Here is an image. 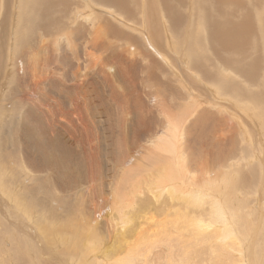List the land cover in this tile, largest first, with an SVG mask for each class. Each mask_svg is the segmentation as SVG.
<instances>
[{"label":"bare ground","instance_id":"1","mask_svg":"<svg viewBox=\"0 0 264 264\" xmlns=\"http://www.w3.org/2000/svg\"><path fill=\"white\" fill-rule=\"evenodd\" d=\"M23 2H25L32 13L41 12L42 8H50L53 21L58 28L54 29L52 27V21L48 13H45L44 19L46 29H43L40 21L35 22L33 17L25 15V21L21 22V24L24 25L26 33L21 37L20 44L27 45V42L29 43L26 35L40 32L41 38L44 39L50 35H62V37L66 38V43L72 51H77V46H73L71 38L68 35L65 36V32L69 31V28L74 23L82 25L81 20L78 19V15L75 13H79L87 7L92 8L90 6H92L91 3L95 4L94 0L90 2L74 0V7H72L73 4L70 0H45L44 2L41 0H23ZM96 2L98 5L114 8L115 14L123 17L125 21L118 20L113 15L111 17L125 25L126 28L135 30V28L127 25L130 20L135 18V9L133 10L130 0H96ZM142 2L145 5V1L142 0ZM154 2L158 6L163 5L165 11L161 10V12H166L168 16L166 18L174 24L179 23L183 19L179 12L178 4L180 6L188 5L185 0H154ZM192 3H194L192 6L196 27L189 49L197 52L191 56V67L204 80L217 88L219 96H224V92L229 87L228 83L233 79V76H239L244 79V82L249 84V87H235L234 98L240 104L242 103L244 107L253 109L258 115L264 116V99L259 91L264 90V74L262 76L259 75L260 72L258 74V65H260L258 62L261 63L264 60V0H192ZM148 9L150 10V5ZM57 10L62 12L63 19L54 17ZM191 18L193 17L191 16ZM97 20L99 18L92 14H89L88 18L85 19L86 22L89 21L92 24L89 29V38L86 41V45L84 44L88 51H84L85 55L89 54L93 57L97 56H94L95 51L98 50L96 42H99L105 31L104 25L100 23L103 21ZM109 27L107 30L112 32L111 34L114 38L121 39L119 41L122 43L119 42V48L127 47L121 49L122 53L117 50L120 52V55L117 56L119 59L112 61L113 64L110 67L114 71L116 80L119 81V84L112 82L113 100L118 102L121 98L122 93L119 89L121 81L125 82L126 86L129 87L127 79L122 80V73H119L121 69L117 72V68L121 66L124 73L133 72L136 67L135 58L139 57L138 61L142 65L141 70L146 74V78L141 81V85L146 88L147 97L151 100L153 99L156 104L154 107L162 116L163 124L157 129L162 132L157 134V131L152 138L149 136L153 134L152 132L144 131L151 138L150 145L152 144V146L148 147L151 152H148L146 158H142L141 162L134 164V171H132L135 173L131 171V167L130 171L129 169L125 170V172L127 171L125 175L117 173L113 176V179L108 183L109 189H111L110 199L108 195L101 197L103 205L98 207L95 212L83 210L78 215H76V212L70 211L65 215L63 214V208L68 202L63 195L58 194V191L62 192L66 197L77 201L84 199V196L78 190H81V188L77 187L79 184L74 179L76 176L73 178L66 170L63 173L61 172L60 175L57 174L58 176L56 175V177H42L35 176L40 173H36V170L33 172L31 168L26 166H23L24 170L17 168L20 170L19 175L30 177V183L13 180L12 178L8 183L3 182L2 192L6 196L9 205L19 211L17 216L23 219V224L19 226L18 230L21 231L22 235L29 237L25 239L23 237L17 238L15 234L9 235L11 230L7 227L6 231L4 229L0 231V244L3 243V236L5 234L9 235L8 238H10L11 244L16 246V249L10 254V258L17 257V259H22L27 256L28 259L26 258L24 262L32 261V257L28 253L31 249L26 245H21L25 243L34 245L36 243L30 231L35 228L46 230V226L49 224H60L59 229L62 233L59 240L47 238L45 244H36L34 246L37 253H39V258L45 256L48 253V248L54 244H59L62 247L59 253L64 255L68 264H225V256L222 251H238L243 256L242 248L244 242L248 239L251 225L254 222L253 220L251 221V213L249 211L245 213L243 209L244 207L256 206L255 195L250 197L253 189L251 185L255 182L264 184V175L261 178L252 173L250 179L246 178L244 175L245 166L242 163L243 158L234 155L232 150L221 151L220 146L219 148L215 146L210 150H206L202 157H198V149H191V145L194 144L187 140V137L194 133L196 126H202V129L206 127L207 131L211 126L209 131H216L214 138L219 142L221 141L222 133L233 132L234 118L228 113L229 110L224 108L226 102H223L222 99L206 101L207 98L204 100L199 97L200 95L198 98L196 93L185 85L186 83H181V80H178L182 84L178 89L169 87L168 80L165 82L160 79V74L157 72V70H161L158 65V59L139 49L137 46V44L139 45L138 42L135 44V48L128 47L129 42L126 44V41L130 39L131 43V38L126 35L121 36L117 30L118 28H113L111 25ZM74 28L78 30L77 26ZM79 30L78 32H80ZM74 32L77 33L76 31H70L73 35ZM171 34H173L172 30ZM44 39L40 42L42 45H39V50H43L45 47ZM56 39V42L60 41L59 38ZM206 41L214 58H206L204 53ZM30 43L32 44V42ZM30 43L28 45L31 46ZM32 45L37 47L34 44ZM30 49L31 47L28 50ZM32 49L34 50V48ZM128 50L132 51L130 56L127 55ZM48 57L46 59L50 60L49 63L51 64L52 56ZM96 58L98 59V57ZM32 59L34 60L30 61V63L27 62V64L34 66L36 65V58L32 57ZM121 60L122 64L118 63L120 66L118 67L117 65L116 67L115 63L117 64ZM149 60L151 62L153 60L152 63L150 62L152 65L148 63ZM167 65L170 64L167 63ZM135 74L136 72L130 74L131 81L134 82L129 87L131 90L140 84L135 82L137 80ZM80 78L82 79V77ZM138 97L136 89L132 93L128 109L129 116H132V114L138 116L137 105L140 103ZM212 108L214 111H212ZM148 125L150 124H145L143 129ZM136 133L138 134L136 137H138L140 131L139 133L136 131ZM204 133L202 130L200 135L203 136ZM199 142H201L199 144L201 148L207 147L205 141L202 142L201 140ZM56 147L54 146V149ZM114 159L116 160L117 157L114 156ZM60 161V163L65 162H62L61 159ZM127 161L123 160L126 167ZM51 162H48L49 166L54 165ZM46 163L43 165L45 171L49 168L48 163ZM148 167H150V170L154 167L157 168L156 174L151 170V173L154 174L153 180L150 179L151 175L142 176L140 179L134 177L136 176L135 174L138 176L139 173L146 170L147 173ZM55 170L54 168L53 171ZM258 178H260L259 181H257ZM146 189L153 194L157 192L158 195L142 196L145 194ZM164 193H167L173 199H176L178 193L181 194L180 199L174 203L175 209L173 211L165 209L171 198L165 199ZM162 196L164 197L163 203L161 201V199L163 200ZM55 200L59 201L63 206L60 207L54 204ZM33 205H36L37 208L35 210L29 209ZM85 207L86 203L83 202L80 208ZM106 207L109 208L107 214L104 211L105 209H102ZM105 214L107 215L106 224L108 225L109 223L110 227L107 235L109 238L112 234V236L116 237L112 249L110 248L111 259L106 263L97 260L89 261L90 255L96 254L104 239L96 224ZM109 220L110 222H108ZM96 229L98 230L97 232H95ZM0 250L2 253L4 248L1 247ZM2 255L4 261L0 263L8 264V251L5 249ZM245 256L247 258V255ZM39 262L46 264L44 261ZM238 262L237 264H251L242 257ZM29 264H33V262Z\"/></svg>","mask_w":264,"mask_h":264},{"label":"rangeland","instance_id":"2","mask_svg":"<svg viewBox=\"0 0 264 264\" xmlns=\"http://www.w3.org/2000/svg\"><path fill=\"white\" fill-rule=\"evenodd\" d=\"M41 1L44 2L45 0ZM70 1L73 4L72 7H74V0ZM86 1L90 2L91 0ZM94 1L95 4L91 3L92 6H90L92 8L87 7L82 11L80 10L81 12L79 13H75L78 15V19L81 20L82 25L74 23L69 28V31L67 30L65 32V36L68 35L71 38L73 46H77V51H72L66 43V38L62 37V35H50L44 39L41 38L40 32L33 33L34 35L32 33L26 35L28 36L29 43L32 42L37 47H33L31 43V46L28 45V42V46L26 44H20L21 37L26 33L24 25L21 24V22L25 21V15L27 17H33L35 22L40 21L43 29H46L44 19L45 13H48L52 21V27L57 29L58 26L53 21L52 12L50 8H42L41 12L32 13L23 0H0V231L3 229L6 231L8 227L11 230V234L9 235L15 234L17 238L23 237L26 239L29 236L22 235L21 231L18 230L19 226L23 224V219L17 216L19 211L9 205L6 196L2 192L3 182L8 183L12 178L13 180L30 183V177L19 175L20 170L17 168L24 170L23 166H26L31 168L33 172L36 170V173H40L39 175L35 173V176L42 177H56L57 174L60 175L65 170L73 178L76 176L74 179L78 182L79 186L77 187H80L81 190L77 189L84 196V199L77 201L66 197L60 191H58V194L63 195L68 202L63 208V214L65 215L70 211L76 212V215H78L83 210H88L89 212L97 211L98 207L103 205V197L108 195L110 199L109 194L111 193V189H109L108 183L113 179V176L117 173L125 175L127 172L125 170L129 169L130 171L131 167L132 171L134 164L141 162L142 158H146V154L151 152L148 149V147L150 148L152 146V144L150 145L151 138L149 136L153 138L159 126H162V116H160L159 111L154 107L156 104L153 99L151 100L147 97L146 88H143V85H141V81L146 78V74L141 70L142 65L138 61L139 57L135 58L136 67L131 73L122 72L124 70L120 64L118 65L122 60L117 62V64L115 63L116 67L117 65L118 67L120 66L117 68V72L121 69L119 73H122V80L127 79L129 87L134 83L131 81L130 74L135 72L137 78L135 82L140 84L131 90L126 86L125 82L121 81L119 89L122 93V99L120 98L118 102L113 100L112 82L114 81L115 84H119V81L116 80L114 71L110 67L115 60L119 59L117 56L120 55V52L122 53L121 49L127 47L123 46L121 49L119 48L120 43H122L119 41L121 39L114 38L111 34L112 32L107 30L109 25L113 28H118L117 30L121 36L126 35L131 38V43L129 41L130 39L126 41V44L129 42L128 47L135 48V44L138 42L139 45L137 44V46L139 49L158 59V65L163 70H157V72L160 74V79L165 82L168 80L169 87L178 89V87H181V83H186L185 85L192 89L197 97L200 95L199 97L204 100L207 98L206 101L222 99L223 102H226L224 108H227L229 110L228 113L234 118L233 132L222 133L221 141L219 142L214 138L216 131H209L211 126L208 128V131L206 127L202 129V126H196V129L193 131L194 133L192 132L193 134L189 135L187 140L194 144L191 145V149H198V157H202L206 150H210L215 146L219 148L220 146L221 151L232 150L234 155L243 158L242 163L245 166L244 175L246 178L250 179L252 173H255L257 177L264 175V116L258 115L253 109L244 107L242 103L240 104L234 98L235 87L248 88L249 84H246L244 79L239 76H233V79L228 83L229 87L224 92V96H219L217 94V88L204 80L191 67V56L197 52L196 50L189 49L196 27L192 6L194 3H192V0H185L188 3V5H184L185 7L178 4V9L183 19L177 24H174L166 18L168 17L166 12H161V10L165 11V9L162 4L158 6V1L155 3L154 0H144V5L142 0H130L133 10L135 9V18L130 20L127 25L135 28V30L126 28L125 25L118 21L123 20L124 22L125 19L117 16L118 14H115L114 8L98 5L96 0ZM147 2L150 5V10L148 9L149 5ZM56 12L54 17L63 19L62 12L60 10ZM89 14L98 17L99 20L97 21H103L100 23L105 28L101 39L98 43L96 42V46L98 44V50L94 54V56L97 55L96 57L100 61L89 54L85 55V51H88L85 45L89 38V29L92 24L89 21H85ZM112 15L118 20L111 17ZM76 26L78 30L80 29V32L76 30L77 28H74ZM171 30L173 34H171ZM70 31H76L78 34L74 32L73 35ZM56 38H59L60 41L56 42ZM43 39L45 47L43 50H39L38 47L42 45L40 42ZM30 47V50L34 48L35 51L38 52L39 50L40 53L34 50V52L28 50ZM117 50H120V52ZM131 52L128 50L127 55L130 56ZM204 53L206 58H214L212 52L209 51L207 41ZM48 56H52L53 60H51V64L49 63L50 60L46 59ZM32 57L36 58V65L34 66L27 64V62L30 63V61L34 60ZM150 62L151 60L148 61V63ZM167 63L170 65H167ZM258 64H260L258 65V74L260 72L259 75L262 76L264 74V60L261 63L258 62ZM167 67L171 69L169 70ZM178 80H181V83ZM136 89L137 96H139L138 99L140 100L139 105H137L138 116H134V114L129 116L128 109L131 103L132 93ZM95 90L96 92H94ZM259 91L264 99V90ZM115 105L118 106L116 107ZM212 111H214L213 108ZM142 122L144 125L150 124L151 126H145L143 129L144 125ZM201 129L205 132L203 136L200 135ZM136 131L138 133L140 131L138 137H136L138 135ZM144 131H150L153 134L148 136ZM161 132L158 131L157 134ZM201 140L202 142L205 141L207 147L201 148L199 146L201 143L199 141ZM54 146L57 147L54 149ZM52 153L53 155H51ZM114 156L117 157L116 160ZM60 159L62 162L65 161L63 162L64 164L60 163ZM124 159L128 160L126 162L127 167L123 162ZM46 162H51L54 165L49 166L50 164ZM45 163L49 167L48 170H51L45 171L43 168ZM65 163L68 164L65 165ZM53 166L56 170H59H55L56 172L53 171ZM151 170L154 174L157 173V168L154 167ZM151 170L148 167L147 173L146 170L139 173L138 176L135 174L136 176L134 177L140 179L142 176L146 177L151 175L150 179L153 180L154 174L151 173ZM131 177L133 176L131 175ZM157 185L159 186V184ZM252 186L253 189L250 197L255 195L256 206L244 207L243 209V212L247 213L249 211L251 213V221H254L251 225L248 239L244 242L242 248L244 254L242 256L238 251H222L225 256V264H237L241 257L251 264H264V184L255 182ZM144 195L157 196L158 193L155 192L153 194L146 189L145 194L142 196ZM163 196L166 197L165 199L169 197L167 193H164ZM163 196V200L161 199L162 203L164 201ZM180 197V193L177 194L176 199L169 197L171 199L165 209L173 211L175 209L174 203ZM83 202L86 203V207L80 208ZM54 204L60 207L63 206L57 200H55ZM162 205L164 206V204ZM36 208V205L29 207L32 210ZM102 209H105L106 214L109 211L107 207ZM106 214L103 218L98 215L102 219L96 225L98 227L97 229L101 231V235L104 236V239L96 254L90 255L89 261L97 260L106 263L111 259L110 250L116 237L112 236V234L109 238L107 235L110 227L109 223L108 225L106 224ZM25 225L27 226L26 223ZM60 226V224H49L46 226V230L35 228L30 231L36 243L34 245L28 243L21 244L31 249L28 253L32 257V261L27 262H24L27 256L22 259H17V257L10 258V254L13 253L16 246L11 244V240L8 238L9 235L4 233V240L0 244V248H4L2 253L5 252V249L8 251V264H29L30 262H33V264H41L39 261H44L46 264H68V261H65L64 255L59 253L62 248L59 244L51 245L48 248V253L40 258L39 253H37L34 247L36 244H45L47 238H56L59 240L60 234L62 233L59 229ZM97 229L95 232L98 231ZM2 253L0 254V262L4 261ZM245 255H247V258Z\"/></svg>","mask_w":264,"mask_h":264}]
</instances>
